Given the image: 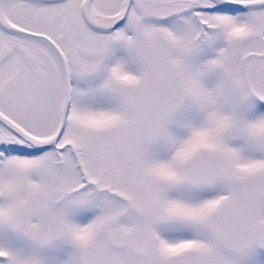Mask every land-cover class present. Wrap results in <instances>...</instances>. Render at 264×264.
<instances>
[{
	"label": "snow or ice",
	"instance_id": "obj_1",
	"mask_svg": "<svg viewBox=\"0 0 264 264\" xmlns=\"http://www.w3.org/2000/svg\"><path fill=\"white\" fill-rule=\"evenodd\" d=\"M0 264H264V0H0Z\"/></svg>",
	"mask_w": 264,
	"mask_h": 264
}]
</instances>
